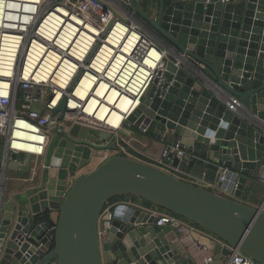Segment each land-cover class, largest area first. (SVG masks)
<instances>
[{
    "label": "water",
    "instance_id": "95a60500",
    "mask_svg": "<svg viewBox=\"0 0 264 264\" xmlns=\"http://www.w3.org/2000/svg\"><path fill=\"white\" fill-rule=\"evenodd\" d=\"M99 3L113 14L108 28L116 19L127 23L112 6ZM119 4L168 50L157 72L161 81L150 83L126 123L165 145L177 144L187 153L184 161L191 160V177L232 196L123 156L106 132L78 124L68 131L54 127L46 168L37 166L34 173L29 155H5L0 145V264H222L230 255L209 237L157 227L155 216L125 205L115 208L100 240L101 212L119 196L147 201L264 264V200L254 206L255 189L264 185V135L226 105L234 97L247 115L264 121V0ZM46 103L32 109L43 112ZM64 108L65 97L51 117L58 114L61 121ZM95 160L93 170L76 176ZM179 163L174 159L172 166ZM220 167L229 169L223 183H218ZM11 171L24 184L8 200L4 191ZM192 242L208 252L201 256L189 248ZM208 257L212 262L205 263Z\"/></svg>",
    "mask_w": 264,
    "mask_h": 264
},
{
    "label": "built area",
    "instance_id": "2783aa9c",
    "mask_svg": "<svg viewBox=\"0 0 264 264\" xmlns=\"http://www.w3.org/2000/svg\"><path fill=\"white\" fill-rule=\"evenodd\" d=\"M99 1L112 6L121 17H130L120 7L119 2L121 3L123 0H0V63L5 61L8 64L4 65V70L8 75L5 73L2 74L3 76H0V78H4V80H0V145L5 155L22 152L29 155L33 162V155L37 154L39 161L47 152L50 135L52 134L51 131L54 127H58L61 131H68L74 124H78L89 129H94L97 132L108 133L110 139L115 140L122 155L125 154L126 157H129L125 148L116 141L121 137L119 132L125 128V120L120 123L118 128H112L93 121L92 116L85 115L84 111L92 110V115L95 117L99 109L95 105L91 108L88 107L93 92L91 90L86 92L83 86H79V95H83V99L77 101V103L72 99L74 91L77 85H79L77 84L78 81L80 80L81 82V79L84 77L91 82L90 87L93 91L102 81L107 82V90L115 88L117 93L125 95L131 91L132 79L129 75L130 71L127 68L130 62L125 61L124 63L127 64L118 65L114 52L115 48L112 50H102L104 46L102 44V41H104V29L108 27L113 18V14L110 10L104 8ZM204 2L206 4H224L228 0H204ZM58 7L65 10V14L61 16V21L53 18L47 21V15L55 12V9H58ZM73 16L79 23L82 22L84 25L77 24L72 19ZM104 17L108 21L100 37L92 34L89 37L90 40L82 42H78L76 39L74 40L78 33L77 30H82L86 25H91V27L99 29L103 25L102 22H99V18ZM115 21L123 23L120 19H116ZM68 22L73 24L75 30L66 27ZM139 30L142 33L144 32L149 38L152 37L143 28ZM78 38L80 37L77 36ZM152 41L154 43L156 42L154 38ZM40 62L44 65V69L39 72L40 76L43 77L48 75L56 77L61 67L67 69L64 76L62 75L63 78H61L65 84L64 88H61V99L65 97V108L61 121L57 119L58 114L51 117V110L55 109L61 101L60 99L53 105V97L56 93L57 86H54L52 81L47 83L49 81L48 78H46L48 79L47 81L36 82L33 80V77L29 79V75L26 78L24 76L26 68L36 66ZM124 65L125 67L123 68ZM15 71L17 78L14 80L13 75ZM109 76L114 79L124 80V85L117 84ZM49 95L52 96L51 100H47V96ZM45 101L47 103L44 106L43 112L32 109V104L41 105ZM226 105L230 111L242 117L249 125L255 127L264 135V121L256 115H247L248 113L244 112L237 99L229 97ZM18 121L36 128L37 132L33 133L23 130L20 128L21 126ZM23 131L34 135L37 134L40 136V140H29L28 142L22 136ZM24 142H28L32 146L37 147L39 149L38 152H34L31 149H21ZM186 156V151L180 149L177 144H167L163 148L155 166L175 176L180 170L179 167L172 166V161L178 159L181 162ZM37 166L46 168V165H39V163ZM35 168L31 165L32 173H34ZM219 173L218 183H223L226 175L229 173V169L220 167ZM72 181L73 179L69 182ZM198 184H201L202 187L208 190L216 187L222 194L232 196V194L225 192V190H222L215 184L204 183L202 181L200 183L198 182ZM236 184L237 182L233 183V190L236 188ZM246 203H249L248 200ZM119 205L132 206L149 212L156 217L155 225L157 227H170L177 234H182L183 230H188L190 233H198L211 238L230 251V255L224 257L222 264H257L251 258L240 253L237 248L229 246L191 222L155 206L154 208H147L141 203H136L134 199L108 202L104 206L98 219V236L100 240L110 228L114 219V210ZM261 210L264 211V202ZM185 238L187 237L182 236V240ZM189 248L195 249L201 256H204L208 252L206 247L199 246L196 242H192ZM210 262H212L211 257L205 259V263Z\"/></svg>",
    "mask_w": 264,
    "mask_h": 264
},
{
    "label": "bare ground",
    "instance_id": "6f19581e",
    "mask_svg": "<svg viewBox=\"0 0 264 264\" xmlns=\"http://www.w3.org/2000/svg\"><path fill=\"white\" fill-rule=\"evenodd\" d=\"M55 12H52L50 15L48 14L47 21L49 19H55L61 21V16L65 14V10L62 8L55 9ZM127 16V15H126ZM123 18V17H122ZM130 17L127 16V18H123L124 20H127L126 22H119L115 21L113 22L110 27L105 28L104 26H101L99 29L91 27V25H86L82 30L78 29V33L76 34L74 40H78V42L87 41L90 40L89 37L92 36V34L98 35L100 37V34H102L103 29L105 32L103 33L104 41H102V44L104 45L102 47V50L105 51L106 49L112 50L115 48V54H116V61L118 65L127 64L124 63L130 62L127 66L128 71H130L129 75L132 79V87L131 91L128 94H122L117 93V90L115 88H111V90H107V82L102 81L100 82L99 86H96L93 89H91L90 85L91 82L87 80V78L81 79L78 81L77 87L74 91V95L72 97L73 100L77 103V101L83 99V95H79V86H83L86 90H91L93 92L91 94L90 104L89 108L92 106H98L97 109H99L97 116L93 117L92 110L84 111V114L87 116H92V120L105 126H109L112 128H118L120 123L125 120L126 124V117L132 113L141 103V98L146 93L148 86L150 83L155 79L158 78V81H161L160 77L157 75V72L159 70L162 71L165 61L168 58V50L165 48L161 50L151 39H149L144 33H142L139 29H141L140 25L133 20L130 19ZM72 19L76 21L77 24H83L82 22L79 23L73 16ZM100 20V18H99ZM131 22V23H130ZM107 26V25H106ZM67 28H73V24L71 22H68L66 24ZM73 30H75L73 28ZM73 33V32H71ZM77 36L80 38L77 39ZM141 42L146 43V49L141 51L140 58L136 57V51H138V48L141 44ZM110 45V48H109ZM112 46V48H111ZM3 58V57H2ZM4 65H8L5 63V61L0 63V76H3L2 74H7L5 72ZM18 67V65H17ZM16 67V68H17ZM125 65L123 66V68ZM162 67V68H161ZM38 69V72H37ZM44 69V65L40 63H37L36 66H30L25 69L24 76L25 78L27 75L33 77V80L36 82L41 81H49L47 83H50L52 81V84L54 86H57L56 93L53 97V105H55L62 96V89L64 88L65 84L61 80L63 78L64 73L66 72V68L61 67L60 71L56 74V77L53 75L50 76H40L39 72H41ZM63 75V76H62ZM51 77V79H50ZM17 78L16 71L13 75V79L15 80ZM48 78V79H46ZM114 82H116L119 85H124L125 81L117 78H112L109 76ZM0 80H4V78H0ZM72 100V101H73ZM74 105V103H72ZM76 105V104H75ZM19 123V122H18ZM21 125V124H20ZM23 130H26L25 128H22ZM33 130H36V128H33ZM29 132H24L23 134H28ZM37 135V134H36ZM38 136V135H37ZM38 140H40V136H38ZM37 140V138H36ZM29 142V141H28ZM24 142L22 144L23 150H33L34 152H38L37 147H33L30 143ZM37 154L33 155V162L32 165L34 167H37L38 165V158Z\"/></svg>",
    "mask_w": 264,
    "mask_h": 264
},
{
    "label": "crops",
    "instance_id": "0c3cea01",
    "mask_svg": "<svg viewBox=\"0 0 264 264\" xmlns=\"http://www.w3.org/2000/svg\"><path fill=\"white\" fill-rule=\"evenodd\" d=\"M130 19L136 23L138 22L140 27L143 28L152 37L149 38L147 35L146 36L151 40L154 38L156 40L155 44L161 50L164 49V48H162L164 46L162 41L156 35H154L152 32H150L148 30V27H146L139 19L136 20V18H133V17H131ZM18 122H19V124H21L20 128H25L27 131L36 133V131L33 130L32 127H30L29 125H27L21 121H18ZM119 133H120L119 134L120 136L122 135V138L120 137L116 141L125 148V150L129 154L130 158L144 162V163H147V164H150V165H156L157 164V161L160 158L161 152H162L163 148L165 147V143H162L160 140H155L151 137H148L147 135H144V134L138 132L137 130H134L128 124L125 125V128L122 131H120ZM35 135L31 134V133H28V134L22 133V136L28 141L29 140H36V138L37 139L39 138L37 135L36 136ZM113 140L114 139H111V141H113ZM169 144H171V143H169ZM48 149H49V146H48L47 150ZM43 158H41L39 160H41L43 162L41 164L45 165L46 160L45 159L43 160ZM190 161L191 160L181 161L179 163V166H178L180 172L175 176H180V179H183L189 183H198V182L200 183L199 180H197V179H195L189 175V171H190V167H191ZM38 163H39V161H38ZM89 166H91V164ZM89 166H87V167H89ZM87 167H85V168H87ZM93 168L94 167L88 168L85 171H81L79 174L80 175L86 174V173L90 172L91 170H93ZM18 179H20V178H19V176H17L16 172H12V171L6 177V184H5L6 187H5V191H4V192H6L5 193L6 199L13 200V198H16L17 194H19L20 191H22L21 185L24 184V182H20V180H18ZM17 186H19L20 188H17ZM211 190L215 193L220 194V190L217 189L216 187H213ZM263 193H264V185H259L258 187H256L255 193H254L255 199L259 198L261 195H263ZM125 200H127V199H125ZM125 200H120V201H125ZM129 200H131V199H129ZM134 201L136 203H141L143 206H145L147 208H154L153 205H146L145 202H140V200H138V199H134ZM248 202H249V200H248ZM258 204L259 203H256V204H254V206H256ZM55 217H56L55 214H53V218H55Z\"/></svg>",
    "mask_w": 264,
    "mask_h": 264
},
{
    "label": "rangeland",
    "instance_id": "374dc122",
    "mask_svg": "<svg viewBox=\"0 0 264 264\" xmlns=\"http://www.w3.org/2000/svg\"><path fill=\"white\" fill-rule=\"evenodd\" d=\"M107 18H108V16H107ZM107 18H100V20H99V22H102L103 23V25L102 26H104V25H106V23H107ZM144 49H146V43L145 42H141V44H140V46H139V48H138V51H136V57L137 58H140V54H141V51L142 50H144ZM126 125H127V123H126ZM120 134V133H119ZM121 138H122V135H121ZM55 140H56V135L55 134H51L50 135V143H49V149L47 150V153H46V155H45V157L43 158V160L45 159L46 161H47V158H48V153L50 152V149H51V146L53 145V143L55 142ZM113 141H115V140H113ZM127 152V151H126ZM109 156L110 155H113V154H116V152H114V153H112V152H109V153H107ZM124 156H126L125 154H123ZM41 159V158H40ZM99 162V160H95V161H93L92 163H91V166H89V167H87V168H85V169H82L81 171H85L86 169H88V168H92V167H95L96 166V164ZM41 163H43L41 160H39V165H41ZM80 171V172H81ZM79 172V173H80ZM77 174L76 176L78 177V176H80V174ZM177 178H180V176H176ZM196 185H200L201 186V184H198V183H195ZM264 199V193H263V195H261L259 198H257V203H261L262 202V200ZM242 200H244V202H247V199L245 200V199H242ZM249 203L251 204V201H249Z\"/></svg>",
    "mask_w": 264,
    "mask_h": 264
},
{
    "label": "trees",
    "instance_id": "16d2710c",
    "mask_svg": "<svg viewBox=\"0 0 264 264\" xmlns=\"http://www.w3.org/2000/svg\"><path fill=\"white\" fill-rule=\"evenodd\" d=\"M125 199H136L132 196H119V197H116L114 199H112L110 202H117V201H120V200H125ZM146 203V205H151V203L147 202V201H144Z\"/></svg>",
    "mask_w": 264,
    "mask_h": 264
}]
</instances>
